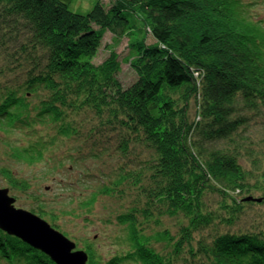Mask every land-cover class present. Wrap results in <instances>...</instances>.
<instances>
[{
	"label": "trees",
	"instance_id": "trees-1",
	"mask_svg": "<svg viewBox=\"0 0 264 264\" xmlns=\"http://www.w3.org/2000/svg\"><path fill=\"white\" fill-rule=\"evenodd\" d=\"M258 6L264 0H100L83 14L63 0H0L3 188L30 193L12 164L46 163L63 147L79 175L71 190L96 185L81 216L102 198L114 203V251L86 240L87 264H264V227L241 223L249 206L264 205ZM108 32L129 37L137 78L127 86L114 50L95 63ZM33 198L21 209L61 232L59 214ZM0 264L55 263L0 230Z\"/></svg>",
	"mask_w": 264,
	"mask_h": 264
},
{
	"label": "rangeland",
	"instance_id": "rangeland-1",
	"mask_svg": "<svg viewBox=\"0 0 264 264\" xmlns=\"http://www.w3.org/2000/svg\"><path fill=\"white\" fill-rule=\"evenodd\" d=\"M63 1H65L73 11L87 14L93 10L95 5L100 0ZM102 1L107 6H109L111 2V0ZM256 13L264 18V7L258 6L256 8ZM154 42V38L152 36H148L147 43L151 44ZM113 50L119 54V59L122 64L120 79L123 81L124 85L127 86L134 82L137 78V74L128 63L129 58L132 56L129 49V37L117 38L108 32L102 41V46L95 59V63H103ZM14 139L17 142L19 141L20 136L17 135ZM21 143H23V141ZM80 147L82 148L81 151L84 153H88L96 149L93 146L88 147V145H82ZM4 148V146L0 145V159L8 162L3 156L5 151ZM64 153L65 149L62 147L56 149L51 154L53 157L46 163L41 162L36 165L19 163L12 164V168L16 172H20V176L23 179L30 180L34 185L28 194L11 192V196H17L15 206L18 208H29L31 205L33 206V204L36 203V200H34L33 197H39L41 201H45L47 203L49 210L53 209L54 212L59 214L60 220L57 224L60 227L61 232L72 241L77 243L79 242L73 251L83 250L84 242L87 240L92 244L95 243L98 251L103 253L104 256H109L114 251L113 244L117 234H119V230L116 226L106 222L107 216L110 215L111 211H114V203L110 199L102 198L97 202V204H95L93 212L90 216H81L79 206L83 203V199L88 197L87 195L89 193L95 191L96 185H90V189L83 186H76L75 190H71L69 181L78 180L79 175L77 171H73L75 168L70 166L69 161L64 159ZM60 161H63V167ZM89 161L85 162V164H89ZM100 162L101 161H91L90 165L94 167V164H98ZM81 168L83 169L84 167ZM5 184L6 182L2 179L0 174V188H3ZM87 186L89 185L87 184ZM60 211H65L68 214L62 215ZM241 223L247 227L258 225L263 228L264 205L256 204L249 206Z\"/></svg>",
	"mask_w": 264,
	"mask_h": 264
},
{
	"label": "water",
	"instance_id": "water-1",
	"mask_svg": "<svg viewBox=\"0 0 264 264\" xmlns=\"http://www.w3.org/2000/svg\"><path fill=\"white\" fill-rule=\"evenodd\" d=\"M250 200V199H249ZM9 189L0 188V230L42 252L55 264H87L83 250L40 216L15 206ZM259 202L261 200H258Z\"/></svg>",
	"mask_w": 264,
	"mask_h": 264
}]
</instances>
